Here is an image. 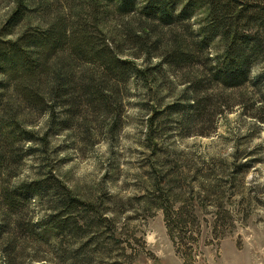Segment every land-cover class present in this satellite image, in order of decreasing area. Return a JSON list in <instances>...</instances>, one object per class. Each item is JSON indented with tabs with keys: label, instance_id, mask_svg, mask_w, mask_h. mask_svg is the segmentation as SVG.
I'll return each instance as SVG.
<instances>
[{
	"label": "rangeland",
	"instance_id": "rangeland-1",
	"mask_svg": "<svg viewBox=\"0 0 264 264\" xmlns=\"http://www.w3.org/2000/svg\"><path fill=\"white\" fill-rule=\"evenodd\" d=\"M90 1L34 0L30 16L9 39L30 27L45 28L60 16L71 21L90 16L95 13ZM146 1L138 0V12ZM15 8L16 0H0V29ZM103 11L97 28L139 71L117 94L121 106L114 109L121 118L90 111L65 130L53 124L50 114L28 109L9 90L0 117V149L14 158L4 168V188L52 175L80 199L103 203L116 217L120 246L91 264H264V80L256 79L264 62L255 66L254 80L244 88L214 86L208 93V116L197 122L192 113L169 111L194 99L190 85L200 73L163 65L160 53L172 40L168 30L155 35L142 26L139 13L119 17L110 14L111 7ZM208 15L202 8L191 18L196 34ZM223 51L224 42L217 39L209 54L215 58ZM76 69L80 75L94 72L87 66ZM164 180L171 181L175 208H194L198 221L188 229L187 235H198L197 243L188 239L182 249L186 258L168 234L163 211L150 202L159 194L156 183ZM49 208L46 198L32 201L27 221L37 224L42 241L20 238L11 245V233L3 235L0 264H66L55 233L39 225ZM4 216L0 210V225ZM216 221L222 226L214 234Z\"/></svg>",
	"mask_w": 264,
	"mask_h": 264
},
{
	"label": "trees",
	"instance_id": "trees-1",
	"mask_svg": "<svg viewBox=\"0 0 264 264\" xmlns=\"http://www.w3.org/2000/svg\"><path fill=\"white\" fill-rule=\"evenodd\" d=\"M33 3L34 0H16L15 10L0 29V117L7 103L5 93L11 90L28 109L50 114L53 124L58 122L65 130L90 111L110 112L121 118L114 109L121 106L117 94L139 71L132 62L119 56L97 28L98 16L105 14V7H111L110 14L119 17L139 13L144 18L142 26L149 27L155 35L161 36L164 29L168 30L172 40L160 53L163 65L176 70L197 68L200 73L190 85L194 99L187 104L172 105L169 111L186 116L192 113L197 122L208 116L207 108L211 105L208 93L214 86L224 90L244 88L254 80L255 66L264 62V0H147L140 12L138 0H91L89 7L95 13H89L90 16H80L76 21L60 16L45 28L30 27L16 39H9L30 16ZM202 8L209 15L201 33L196 34L190 21ZM177 28L183 29V33ZM217 39L224 42V51L214 58L209 49ZM159 42L156 41V50L160 48ZM80 66L92 67L93 74L80 75L76 69ZM256 79L264 80V71ZM3 149H0V210L9 221L4 216L0 239L11 233L14 239L11 245L20 238L21 242L28 238L41 242L40 228L27 221L28 209L33 200L46 198L51 212L39 225L55 233L60 258L66 264L102 262L118 250L115 215L111 217L113 213L103 203L75 196L58 178L51 175L4 188L3 171L14 157ZM168 182L171 181L156 183L159 194L152 195L150 202L163 211L168 234L177 252L186 258L182 249L188 245V239L197 243L198 235L193 231L187 235L188 229L198 221L194 208H175L174 190ZM221 226L216 221L213 233Z\"/></svg>",
	"mask_w": 264,
	"mask_h": 264
}]
</instances>
